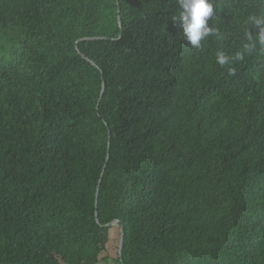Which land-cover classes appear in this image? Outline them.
I'll use <instances>...</instances> for the list:
<instances>
[{
    "label": "trees",
    "instance_id": "1",
    "mask_svg": "<svg viewBox=\"0 0 264 264\" xmlns=\"http://www.w3.org/2000/svg\"><path fill=\"white\" fill-rule=\"evenodd\" d=\"M212 2L0 0V264H264V0Z\"/></svg>",
    "mask_w": 264,
    "mask_h": 264
},
{
    "label": "clouds",
    "instance_id": "2",
    "mask_svg": "<svg viewBox=\"0 0 264 264\" xmlns=\"http://www.w3.org/2000/svg\"><path fill=\"white\" fill-rule=\"evenodd\" d=\"M176 5L179 9L178 15L172 17L173 27H178L181 31L184 40L193 47H200L201 41L209 35H215L218 40H222L219 32L208 26L209 19L212 18L214 7L212 0H176ZM248 23L253 28H258L257 39L259 44L264 45V16L257 17L251 15L248 17ZM250 40L252 34L249 33ZM255 41L244 45V51L251 54L255 48ZM236 60L243 59V53H237ZM217 63L225 65L232 60V57L225 55L223 52H218L216 56Z\"/></svg>",
    "mask_w": 264,
    "mask_h": 264
},
{
    "label": "rangeland",
    "instance_id": "3",
    "mask_svg": "<svg viewBox=\"0 0 264 264\" xmlns=\"http://www.w3.org/2000/svg\"><path fill=\"white\" fill-rule=\"evenodd\" d=\"M120 238V231L113 225L109 227L108 243L104 253L101 255V262L99 264H120L118 261V244Z\"/></svg>",
    "mask_w": 264,
    "mask_h": 264
},
{
    "label": "water",
    "instance_id": "4",
    "mask_svg": "<svg viewBox=\"0 0 264 264\" xmlns=\"http://www.w3.org/2000/svg\"><path fill=\"white\" fill-rule=\"evenodd\" d=\"M119 20V19H118ZM115 225V223H111L106 225V227H111ZM122 243H123V229H120V238H119V244H118V256H119V260H120V264H123L121 261V249H122Z\"/></svg>",
    "mask_w": 264,
    "mask_h": 264
}]
</instances>
